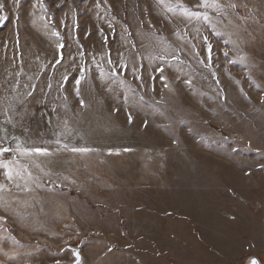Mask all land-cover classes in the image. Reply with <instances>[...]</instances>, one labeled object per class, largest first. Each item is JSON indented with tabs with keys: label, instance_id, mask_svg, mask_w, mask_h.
I'll return each mask as SVG.
<instances>
[{
	"label": "rangeland",
	"instance_id": "obj_1",
	"mask_svg": "<svg viewBox=\"0 0 264 264\" xmlns=\"http://www.w3.org/2000/svg\"><path fill=\"white\" fill-rule=\"evenodd\" d=\"M201 2L0 0V264H264V0Z\"/></svg>",
	"mask_w": 264,
	"mask_h": 264
},
{
	"label": "snow or ice",
	"instance_id": "obj_2",
	"mask_svg": "<svg viewBox=\"0 0 264 264\" xmlns=\"http://www.w3.org/2000/svg\"><path fill=\"white\" fill-rule=\"evenodd\" d=\"M20 2H21V0H15V3L17 5H19ZM160 3H164V0H160ZM35 6L36 5L34 4L33 7H35ZM39 6L42 10L45 8V5L43 4V0H39ZM199 6L204 7V8L211 7V8H217V9L220 7V5L217 3V0H202L201 4ZM231 7H235V5H231ZM169 10H171V9H169ZM2 11H3V3H0V13H2ZM184 14H185V16H188L189 18H191L192 16H196L197 18H199V16L201 15L200 13H191L187 9L184 10ZM40 18L44 19L43 16H41ZM203 18L205 20H209L207 13L203 14ZM5 19H7V16L0 14V23H3ZM54 34L59 36L58 32L54 33ZM177 35H179V33H177ZM204 40L207 42V37H205ZM58 47H63V45L62 44L58 45ZM207 49H208V60L210 63L211 58H212L211 57L212 45L210 43L207 44ZM81 55H82V53H81ZM225 55H227V53H225ZM240 59L243 60V57H240ZM108 62L111 63V60H109ZM57 63H59V60L57 61ZM156 70L159 71L161 74L163 73V68H158ZM160 78L162 80L165 79V77H163V75H161ZM64 79L67 80V77H64ZM83 79H84V72L82 69L80 77L75 81L77 95H79V85ZM188 83L190 84L191 81H188ZM50 87H51V85H49V88ZM165 87H167V85H165ZM28 95L31 96L32 93L29 92ZM126 99H127V97H126ZM83 103H84L83 100H81V104H83ZM129 122H131V116H129ZM56 143L60 144V141L57 140ZM61 148L65 149V150H70L73 153H80V154H86V153H89L91 151H94L93 149H90L87 147H71L69 149L68 144L61 145ZM59 150H60V148L57 149V151H59ZM9 151H13V149L0 148V153L9 152ZM14 151L18 152L22 156L31 155V154H39V155L47 156V155L51 154L48 148H41V147L23 148V147H21V145L19 143L17 144ZM109 151H111V150H109ZM17 165H19L18 161H0V167L7 169L6 179L8 181L14 180V172H16L17 175H19L21 171L27 172V166L26 165H19V168H17ZM27 174H28V176H31L30 172ZM16 187H20L19 184H17ZM6 190H10V189H8V185L5 183H0V194L4 193ZM3 199H4L3 195H0V201H3ZM0 219H6V218L0 217ZM76 255H77V264H79V253H77ZM250 264H257V261L255 259H253L252 261H250Z\"/></svg>",
	"mask_w": 264,
	"mask_h": 264
},
{
	"label": "water",
	"instance_id": "obj_3",
	"mask_svg": "<svg viewBox=\"0 0 264 264\" xmlns=\"http://www.w3.org/2000/svg\"><path fill=\"white\" fill-rule=\"evenodd\" d=\"M69 250H71V253H72V256H73V261H71V262H65V264H77V253H79V263L81 262V260H82V256H81V253H80V251H79V248H77V247H75V246H68L67 247ZM253 259H255L254 257H252V258H250V260H249V264H250V261H252ZM256 260V259H255ZM257 261V260H256ZM257 264H259L258 262H257Z\"/></svg>",
	"mask_w": 264,
	"mask_h": 264
}]
</instances>
